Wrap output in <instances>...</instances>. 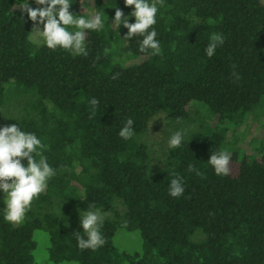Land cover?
<instances>
[{"label": "trees", "instance_id": "trees-1", "mask_svg": "<svg viewBox=\"0 0 264 264\" xmlns=\"http://www.w3.org/2000/svg\"><path fill=\"white\" fill-rule=\"evenodd\" d=\"M71 2L77 18L99 12L105 21L85 30L87 56L34 44L33 22L18 0H0V107L14 102L20 110L0 127L35 134L56 172L19 225L5 220L0 200V264H36V230L48 234L52 263L264 264V136L250 155L236 137L247 117L264 121V0H163L152 26L156 56L140 52L143 37L128 40L127 29L112 24L117 9L135 22L124 0ZM213 34L224 43L209 58ZM195 105L210 124L199 119L180 147L155 158L143 140L155 118L193 122ZM129 118L134 135L125 140L118 133ZM220 151L231 154L227 176L208 163ZM174 178L184 187L176 198L169 195ZM90 205L111 214L100 229L106 242L95 251L80 250L76 239L77 232L86 238L76 223ZM118 229L139 232L140 253L118 250Z\"/></svg>", "mask_w": 264, "mask_h": 264}, {"label": "clouds", "instance_id": "clouds-1", "mask_svg": "<svg viewBox=\"0 0 264 264\" xmlns=\"http://www.w3.org/2000/svg\"><path fill=\"white\" fill-rule=\"evenodd\" d=\"M37 5L45 7L32 8L28 5V0H24L19 8L21 14L27 13L28 19L33 22L30 38L36 43H42L50 50L58 47L69 51L73 56H87L85 47L86 31H98L105 21L99 12L89 19L83 16L77 18L69 11L71 0H34ZM125 6H133V11L129 13L135 18V22L129 23L128 17L120 9L115 11L112 24L119 29L123 25L127 32L124 37L128 40L133 37H143L140 42V52H148L156 56L161 54V46L156 39L157 32L152 29L156 23L157 4H163V0H124ZM43 25V30L39 25ZM69 27H74L75 31H69ZM149 29H152L149 31ZM224 37L220 34H213L205 51L211 58L215 54L217 47L223 45ZM237 79L238 74L233 73ZM115 74L113 79L118 78ZM93 106V113L98 100L93 98L90 101ZM134 121L129 118L120 129L118 135L127 140L134 135ZM185 133L177 131L171 135L168 141L169 149L181 146ZM41 140L33 133H25L16 124L0 127V190L5 193L4 204L6 205L5 220L10 224L19 225L22 223L26 211L30 209L34 198L45 191L47 181L56 175L55 170L47 163L46 157L38 149H43ZM40 159L37 161L36 156ZM27 160V166L22 164V160ZM231 154L226 151L213 153L208 159V163L213 167L217 176L229 175V164ZM189 171H196L193 166H189ZM201 175L200 172H196ZM184 192L182 178L171 179L169 184V195L180 197ZM94 205H90V210L83 212L80 218V225L86 238L76 233L78 248L80 250H97L105 244V239L100 231L105 213L101 209L91 210Z\"/></svg>", "mask_w": 264, "mask_h": 264}, {"label": "rangeland", "instance_id": "rangeland-1", "mask_svg": "<svg viewBox=\"0 0 264 264\" xmlns=\"http://www.w3.org/2000/svg\"><path fill=\"white\" fill-rule=\"evenodd\" d=\"M29 1V0H28ZM24 0H18V5ZM40 29L43 30V25H39ZM33 28V27H32ZM32 31V29H31ZM31 35V34H30ZM30 40L36 44L40 45L42 43H36L31 38ZM118 61L122 64L128 66L133 64L140 63V59H126L125 57H116ZM20 110L19 106L12 102L7 106L0 107V124L5 123L11 119H14L19 115ZM159 115V114H158ZM191 117L193 122H184L180 124H175L169 122L166 119L156 117L152 128L144 137V141L147 144L150 153L155 158H161L163 152L166 151L168 147V141L171 135L177 131H182L185 133V137L190 133H193L199 129L201 122L199 119H204L205 123L210 124V119L208 114L203 106L195 105L191 110ZM264 136V121H255L251 117H247L246 120L238 128L236 137L238 138L237 146L240 149V152L245 155H250L255 153V149L258 145V139ZM257 155V154H256ZM258 156V155H257ZM5 193L0 190V200L4 203ZM57 211L56 208L53 209ZM115 210L118 213H122L123 207L117 202L115 204ZM105 213V218L111 216V214L102 211ZM76 225L81 227L80 222H77ZM69 227H74V223H71ZM82 228V227H81ZM33 239L35 241V249L33 251V258L36 264H75L73 262H63V263H52L48 259L47 249L49 246L48 234L41 230H36L33 233ZM114 245L118 248L119 251L127 252L130 254L140 253L141 252V237L138 231H126L124 229H118L113 237Z\"/></svg>", "mask_w": 264, "mask_h": 264}]
</instances>
